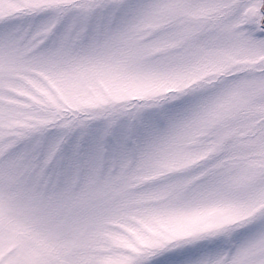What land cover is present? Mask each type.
<instances>
[{
  "label": "snow or ice",
  "instance_id": "obj_1",
  "mask_svg": "<svg viewBox=\"0 0 264 264\" xmlns=\"http://www.w3.org/2000/svg\"><path fill=\"white\" fill-rule=\"evenodd\" d=\"M0 264H264V0H0Z\"/></svg>",
  "mask_w": 264,
  "mask_h": 264
}]
</instances>
